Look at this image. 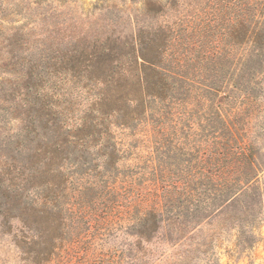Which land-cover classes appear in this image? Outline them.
Instances as JSON below:
<instances>
[{"label":"trees","instance_id":"1","mask_svg":"<svg viewBox=\"0 0 264 264\" xmlns=\"http://www.w3.org/2000/svg\"><path fill=\"white\" fill-rule=\"evenodd\" d=\"M157 6L107 8L106 30L84 36L74 24L43 42L36 25L4 36L1 227L50 216L78 249L116 221L122 243L96 264H184L193 250L221 264L213 249L224 227L236 235L232 253L261 240L264 0H199L174 25L158 22ZM117 130L150 142V190L118 166L129 148Z\"/></svg>","mask_w":264,"mask_h":264},{"label":"rangeland","instance_id":"2","mask_svg":"<svg viewBox=\"0 0 264 264\" xmlns=\"http://www.w3.org/2000/svg\"><path fill=\"white\" fill-rule=\"evenodd\" d=\"M148 1L155 2L161 9L156 15L159 23L174 25L181 14H190L199 9V0H0V42L4 36L12 34L20 27L36 25L37 32L41 34L40 40H45L48 30H55L57 38L62 36L67 26L76 25L75 30L81 36L96 25L101 30L108 24L107 8H120L123 16L143 10ZM157 6V8H158ZM122 36L132 31L128 17L120 21L117 27ZM100 34L105 37L106 31ZM96 29L93 31L95 32ZM36 39L35 37L32 39ZM71 38L64 39L65 42ZM59 39L56 40L58 42ZM50 41V40H49ZM49 41H45L49 43ZM117 139L122 146L129 148L122 157L118 166L121 169L133 168V173L140 176L145 183L144 191L152 188L145 169L148 156L151 154L150 142L144 134L137 132H119ZM144 208L156 207L160 211L162 206L148 200ZM264 218V217H263ZM27 226L22 218L15 217L4 227L0 226V264H96V262L111 251H115L122 243V229L118 222H113L95 230L92 235L78 249L73 247L69 240L63 239L67 234L63 232L52 217L34 218ZM210 220L208 223H214ZM195 229L199 237L202 233L210 232L209 224ZM229 227L217 231V239L213 249L214 254L220 257L221 264H264V220L261 222L259 232L261 240L254 247L239 253H232L231 248L236 243V235ZM133 239L135 237H132ZM210 241V240H209ZM176 248L169 246V251ZM195 249V248H193ZM207 255L193 250L184 264H207ZM112 264H124L122 258H116Z\"/></svg>","mask_w":264,"mask_h":264}]
</instances>
